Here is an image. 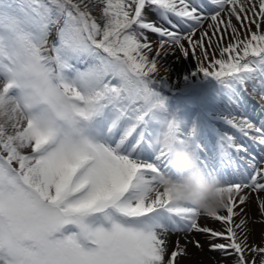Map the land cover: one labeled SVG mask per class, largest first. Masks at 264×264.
Listing matches in <instances>:
<instances>
[{"label": "snow or ice", "instance_id": "snow-or-ice-1", "mask_svg": "<svg viewBox=\"0 0 264 264\" xmlns=\"http://www.w3.org/2000/svg\"><path fill=\"white\" fill-rule=\"evenodd\" d=\"M96 4L98 17L87 0H0V108L14 105L0 122V264H180V237L168 248L177 233L204 234L231 264H264L246 207L264 216V117L255 122L242 102L252 85L264 113V0ZM152 12L162 23L148 20ZM177 49L196 60L194 75L221 85L220 123L248 143L217 125L197 139L165 115L158 73ZM165 127L180 143L189 138L200 168L220 182L216 213L157 189L170 172L155 143ZM66 225L78 233L56 238Z\"/></svg>", "mask_w": 264, "mask_h": 264}, {"label": "rangeland", "instance_id": "rangeland-1", "mask_svg": "<svg viewBox=\"0 0 264 264\" xmlns=\"http://www.w3.org/2000/svg\"><path fill=\"white\" fill-rule=\"evenodd\" d=\"M99 7L100 6L96 4L97 17L100 15ZM153 15V18H156L153 19L154 21L162 23V21L159 19L158 13L154 12ZM149 34L151 33H147V35ZM79 67L83 68L85 65H79ZM194 77L195 78L187 76L185 79H183L182 74L180 73L177 76L169 74L167 78H164L160 82L157 87V91H159L164 97L165 115L169 119H174L184 131L189 130L191 122L194 121L196 125L202 129L205 128L208 130L210 129L209 125H211L213 128H215L217 125L229 134L235 135V130L223 123H220V117L226 113L228 108L227 99L222 92L218 93L221 96L219 99H214L217 93L215 87H221V85H219L214 80L205 79L200 75H196ZM254 95L255 98H253ZM242 96L248 102V105L246 106L251 110V114H249L247 113L248 109L245 108L247 110L246 114L253 117L255 122L259 123L260 119L264 117V113L258 111L257 100L259 97L252 92V85H249L248 91L246 93H242ZM200 115L202 116L201 120H199ZM188 117H190V119H188ZM205 121H208L209 124H205L204 126L203 123ZM197 126L192 127L196 128L197 139H199V128ZM236 134L239 136L238 133ZM242 139L243 138L240 137L238 140L243 143V141H241ZM215 145V136L211 135L209 137V146L210 148L214 149ZM90 226L93 228L104 227L106 229L110 227V225L103 222H90ZM78 231V228H76L74 225H66L62 227L60 233H56L54 236L56 238H61L62 235L66 236L73 233H78ZM78 242L83 244V241L78 240Z\"/></svg>", "mask_w": 264, "mask_h": 264}, {"label": "clouds", "instance_id": "clouds-1", "mask_svg": "<svg viewBox=\"0 0 264 264\" xmlns=\"http://www.w3.org/2000/svg\"><path fill=\"white\" fill-rule=\"evenodd\" d=\"M14 105L7 103L0 108V122L7 123ZM155 143L169 155L167 165L170 172L156 177L157 189L167 191L173 201L195 207L205 215H212L223 207L224 196L220 182L200 168L195 158L192 143L185 138L180 143L174 131L162 128Z\"/></svg>", "mask_w": 264, "mask_h": 264}, {"label": "bare ground", "instance_id": "bare-ground-1", "mask_svg": "<svg viewBox=\"0 0 264 264\" xmlns=\"http://www.w3.org/2000/svg\"><path fill=\"white\" fill-rule=\"evenodd\" d=\"M87 2L89 3L92 14L94 16H96L97 15L96 0H87ZM153 14H154V12H152L148 16V20L156 22L153 20V19H156V18H153L154 17ZM232 22H233V24L237 25V27H239V24L235 20L234 17L232 18ZM156 23L160 24L159 22H156ZM205 27H206V24H205ZM148 38L153 42H155L157 40L156 35L152 34V33L148 35ZM195 38L199 39V33H197ZM184 44H185V47H187V42H184ZM196 66H197V62L195 59H193V57L191 56V53H190L189 57L187 59H185V58H183V56L181 55V53L177 49L175 51L174 55H170L167 58L162 60V63L160 65V70L158 73V77H163L162 78V80H163L164 78H167L169 76V74H171L173 76H177L180 73V74H182L183 79H185L187 76L195 78L194 76H196V75H194L193 73L196 70ZM165 67H166L167 71H165ZM215 89H216L217 93H216V97H214V99H219L221 96L218 93H221V91H220L221 87L216 86ZM242 102L245 104V108L248 109V112L246 109H245V111L247 113L251 114V110L246 106V105H248V102L246 101V99L244 97H243ZM201 118H202V116L200 115L199 120H201ZM188 119H190V117H188ZM205 124H209L208 121H205L203 123L204 126H205ZM192 126H197L194 121L191 122L190 129L195 128ZM209 126H210V129H208V130L211 131L214 129L211 125H209ZM217 127L221 131H225L222 128H220L219 126H217ZM198 128H199L198 133H199V139H200L206 129L205 128L202 129L201 127H198ZM9 131H11V129H9ZM234 136L237 139H240V137L236 133ZM241 141H243V143H248L244 139H242ZM215 143H216V138H215ZM251 151L254 155L259 157V153L255 148H253ZM262 195H264V194H262ZM246 207L249 210V215L252 217V220L248 224V228H250V230H251V234L249 237V243L254 244L256 246H264V216H261V214L259 213L254 202L249 203ZM238 220H239V217H237V221ZM198 222L201 225H206V226L211 227V228H219V224L213 223L210 219L201 218L198 220ZM177 236L180 237V244H181V246L186 247V252H187V255L185 257L180 258V264H231L230 258L225 259L221 252H219V251L212 252L209 250L208 240L204 234L193 233L192 235L188 236L187 240L185 239L183 233H177L176 235H170L169 234V236H168V238H169V243H168L169 251H171V249L173 247L172 242L176 240ZM193 238L195 240L200 241V243L203 246L202 249H197L193 243L188 242V241H191ZM215 242H223V241L218 240ZM251 258L252 257L250 255L249 259L251 260Z\"/></svg>", "mask_w": 264, "mask_h": 264}]
</instances>
